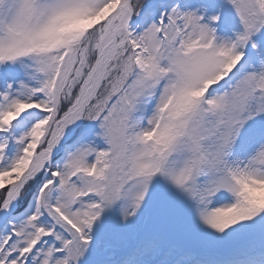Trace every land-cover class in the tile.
<instances>
[{
  "label": "snow or ice",
  "instance_id": "snow-or-ice-1",
  "mask_svg": "<svg viewBox=\"0 0 264 264\" xmlns=\"http://www.w3.org/2000/svg\"><path fill=\"white\" fill-rule=\"evenodd\" d=\"M0 264H264V0H0Z\"/></svg>",
  "mask_w": 264,
  "mask_h": 264
},
{
  "label": "rangeland",
  "instance_id": "rangeland-1",
  "mask_svg": "<svg viewBox=\"0 0 264 264\" xmlns=\"http://www.w3.org/2000/svg\"><path fill=\"white\" fill-rule=\"evenodd\" d=\"M202 3H207V0H191V4L194 6V7H198L200 4ZM211 10H214V9H210Z\"/></svg>",
  "mask_w": 264,
  "mask_h": 264
}]
</instances>
